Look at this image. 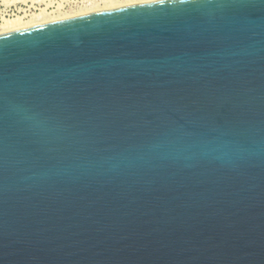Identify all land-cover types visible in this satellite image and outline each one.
I'll return each mask as SVG.
<instances>
[{
    "label": "water",
    "instance_id": "obj_1",
    "mask_svg": "<svg viewBox=\"0 0 264 264\" xmlns=\"http://www.w3.org/2000/svg\"><path fill=\"white\" fill-rule=\"evenodd\" d=\"M0 264H264V0L0 34Z\"/></svg>",
    "mask_w": 264,
    "mask_h": 264
},
{
    "label": "rangeland",
    "instance_id": "obj_2",
    "mask_svg": "<svg viewBox=\"0 0 264 264\" xmlns=\"http://www.w3.org/2000/svg\"><path fill=\"white\" fill-rule=\"evenodd\" d=\"M104 4L103 0H0V24L4 20L12 19L16 16H20L23 21H28L33 15L39 13L47 14L53 18L54 22L55 19V21L68 19V16L72 18V15L75 14H90V10H93L92 12L100 9H102L101 11H105L106 9L103 10Z\"/></svg>",
    "mask_w": 264,
    "mask_h": 264
},
{
    "label": "bare ground",
    "instance_id": "obj_3",
    "mask_svg": "<svg viewBox=\"0 0 264 264\" xmlns=\"http://www.w3.org/2000/svg\"><path fill=\"white\" fill-rule=\"evenodd\" d=\"M154 1H159V0H123V1H120V0L119 1L118 0L117 1H115V0H103V2L105 3L103 10L104 9L107 10V9L120 8V6H122V5L123 6L124 5L125 6H130V5H136V4H140V3L141 4L142 3H149V2H154ZM101 10L102 9L96 10V12L101 11ZM92 11L90 10V13ZM92 13H94V12H92ZM75 15L78 16V15H81V14H75ZM75 15H72V16L73 17H77ZM55 16H57V15H55ZM68 17L70 18L71 16H68ZM52 19L53 18H51L47 14L45 15V14H42V13L33 15V17L30 20H28V21H23L20 16H16V17H14L12 19H6V20L3 21V23L0 24V34L10 33V32H14V31H19V30L26 29V28H29V27L42 25L43 23H47V22L49 23V21H51ZM51 22H53V20Z\"/></svg>",
    "mask_w": 264,
    "mask_h": 264
}]
</instances>
